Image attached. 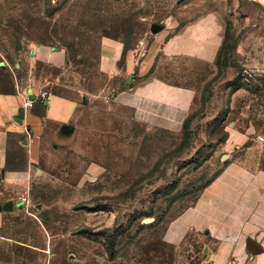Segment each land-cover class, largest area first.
<instances>
[{
    "label": "rangeland",
    "instance_id": "1",
    "mask_svg": "<svg viewBox=\"0 0 264 264\" xmlns=\"http://www.w3.org/2000/svg\"><path fill=\"white\" fill-rule=\"evenodd\" d=\"M241 1L0 0V95L39 91L79 105L72 131L41 141L31 181L0 187V206L15 205L0 210V264L205 263L213 244L181 217L229 161L222 157L240 113L249 106L241 121L264 120V51L253 67L234 58L247 29ZM214 17L229 25L228 53L183 128L137 122L118 100L132 85L127 58H142L153 38ZM154 24L162 33H152ZM51 50L64 61L44 75ZM7 138L9 167L24 169L30 135Z\"/></svg>",
    "mask_w": 264,
    "mask_h": 264
},
{
    "label": "crops",
    "instance_id": "2",
    "mask_svg": "<svg viewBox=\"0 0 264 264\" xmlns=\"http://www.w3.org/2000/svg\"><path fill=\"white\" fill-rule=\"evenodd\" d=\"M241 2L239 10L245 13L247 29L239 37L234 58L244 67H253L264 51V0ZM226 30L227 24L214 17L212 23L199 20L172 38H153L142 58L136 59L134 54L127 58L125 75L132 85L119 95V105L132 109L135 120L148 127L180 131L201 102L207 83L218 74L217 60ZM44 56V75L50 74L48 66L64 61L62 51L51 50ZM167 62L175 65L172 71ZM194 65L198 70L187 72ZM40 93L29 90L19 97L0 95L1 188L27 185L32 168L43 157L41 141L61 139L76 117L78 101L40 100ZM28 95L35 101L31 108L24 105ZM235 106L231 103L229 119H233ZM21 110L25 111L23 124L17 122ZM251 111L247 106L232 123L229 161L205 187L196 205L181 217L187 231L213 244L205 250L204 264H264V142L258 139L264 137V120L260 126L241 121ZM9 131H25L31 137L26 142L24 169L9 167Z\"/></svg>",
    "mask_w": 264,
    "mask_h": 264
},
{
    "label": "water",
    "instance_id": "3",
    "mask_svg": "<svg viewBox=\"0 0 264 264\" xmlns=\"http://www.w3.org/2000/svg\"><path fill=\"white\" fill-rule=\"evenodd\" d=\"M163 26L159 25V24H154L151 28V31L153 34H159L161 31H163ZM25 117V111L24 110H21L20 113H19V117L17 118V122L19 124H23V119ZM67 130H72L71 127H67ZM228 158V155H224L222 157V160H226ZM14 203L13 202H9L7 203L6 205L4 206H0V210H4V211H13L14 210ZM19 207L21 208L22 205H19Z\"/></svg>",
    "mask_w": 264,
    "mask_h": 264
},
{
    "label": "trees",
    "instance_id": "4",
    "mask_svg": "<svg viewBox=\"0 0 264 264\" xmlns=\"http://www.w3.org/2000/svg\"><path fill=\"white\" fill-rule=\"evenodd\" d=\"M230 37H231L230 36V28H229V25L227 24V30H226L225 40H224L223 46L221 48V51H220V54H219V58L217 60L218 68H219V63H220V59H221L222 55H224L225 57L227 56V53H228L227 52V49H228V46H229ZM238 40H239V38L236 40L234 50L236 48V45H237Z\"/></svg>",
    "mask_w": 264,
    "mask_h": 264
},
{
    "label": "built area",
    "instance_id": "5",
    "mask_svg": "<svg viewBox=\"0 0 264 264\" xmlns=\"http://www.w3.org/2000/svg\"><path fill=\"white\" fill-rule=\"evenodd\" d=\"M39 98L40 100H49L50 96L46 93V92H41L39 94ZM34 100L33 99H26L25 102H24V105H25V108H31L34 104ZM260 142H264V137H259L258 138Z\"/></svg>",
    "mask_w": 264,
    "mask_h": 264
}]
</instances>
